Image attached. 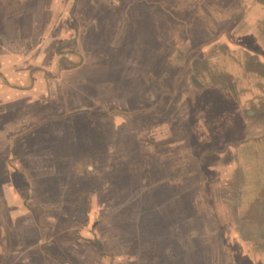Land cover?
<instances>
[{"label": "rangeland", "instance_id": "rangeland-1", "mask_svg": "<svg viewBox=\"0 0 264 264\" xmlns=\"http://www.w3.org/2000/svg\"><path fill=\"white\" fill-rule=\"evenodd\" d=\"M0 2V264H205L217 255L225 201L192 165L177 116L214 0ZM185 71L187 84L172 91ZM34 85L37 101L16 100Z\"/></svg>", "mask_w": 264, "mask_h": 264}, {"label": "crops", "instance_id": "crops-1", "mask_svg": "<svg viewBox=\"0 0 264 264\" xmlns=\"http://www.w3.org/2000/svg\"><path fill=\"white\" fill-rule=\"evenodd\" d=\"M214 6L204 15L205 41L199 46L203 59L194 57L205 66L203 78H197L200 62L191 66L189 75L195 78L188 84V105L177 113L186 123L179 127L181 132L185 129L190 135L185 148L194 153L192 165L205 183L218 184L216 197L225 201L224 210L216 214L218 229L223 230L216 240L220 252L207 255L204 262L264 264V244L256 239L264 238V0H214ZM40 66L45 71L51 68ZM186 73L174 77L172 91L179 90L181 81L187 84ZM35 91L36 85L28 96L17 94L16 100L33 103L38 100ZM163 100L161 95L155 97L156 114L150 115H157L153 118L158 123L164 114ZM141 133L145 134L142 129ZM248 166L254 174L244 178L242 170Z\"/></svg>", "mask_w": 264, "mask_h": 264}, {"label": "trees", "instance_id": "trees-1", "mask_svg": "<svg viewBox=\"0 0 264 264\" xmlns=\"http://www.w3.org/2000/svg\"><path fill=\"white\" fill-rule=\"evenodd\" d=\"M50 117H52V116H50ZM50 117H49V119L44 118L43 120H40V122H39V123H41V122L44 123V125L46 124V125L44 126V130L47 129V127H48L47 124H49V122H50V121H49V120L51 119ZM47 121H49V122H47ZM42 126H43V125L40 124L38 127L36 126L35 128L32 129L30 139H31L32 136H33V138H34L35 136L37 137L38 134L42 133L43 129L40 128V127H42ZM49 126L51 127L52 125H49ZM37 130H39V131H37ZM36 137H35L34 141L31 142V145L33 146V147H32L33 149L30 148L31 150H34V148H35L36 146H39L40 143H41V141H39V143L37 144V142H36ZM44 143H45V150H46V149H47V146H46V145H47V142L44 141ZM20 144H21V143H20ZM24 144H25V143L22 142V145H24ZM31 150L29 151L30 153H32ZM36 165H37V164L35 163V166H36ZM87 171H88V168H87ZM82 177H84V176L81 175L80 178H76V181H80ZM82 190H83V189H81V190H79V191H82ZM87 191H91V190H87ZM88 194H91V193H88ZM92 194H94V193H92Z\"/></svg>", "mask_w": 264, "mask_h": 264}]
</instances>
